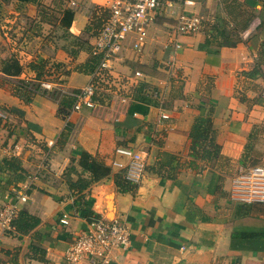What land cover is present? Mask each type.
Listing matches in <instances>:
<instances>
[{"label": "crops", "instance_id": "1", "mask_svg": "<svg viewBox=\"0 0 264 264\" xmlns=\"http://www.w3.org/2000/svg\"><path fill=\"white\" fill-rule=\"evenodd\" d=\"M195 2L187 11L203 25L241 5L254 18L233 41L203 26L178 36L172 20L158 18L143 52L133 50L130 36L112 66L117 78L145 73L158 106L116 94L76 111V95L92 81L78 69L96 41L87 32L91 10L103 0H0V162L16 159L24 171L10 185V171H0V209L13 188L27 186L21 208L40 220L28 233L0 237V264H68L79 232L103 217L120 219L132 233L131 247L115 250L107 264H264V201H251L241 183L248 170L264 168V3ZM66 9L75 11L68 29L61 24ZM17 20L23 25L12 37ZM40 61L52 72L42 80L32 68ZM44 82L53 89L36 90ZM200 117L211 119L218 159L192 156L190 133ZM120 147L147 162L141 183L129 182L135 195L115 183L124 171L113 160L129 162L116 154ZM82 160L110 172L73 187L92 179Z\"/></svg>", "mask_w": 264, "mask_h": 264}, {"label": "built area", "instance_id": "2", "mask_svg": "<svg viewBox=\"0 0 264 264\" xmlns=\"http://www.w3.org/2000/svg\"><path fill=\"white\" fill-rule=\"evenodd\" d=\"M103 2L102 6L109 10V18L93 46V54L102 55V60L96 73L92 75L91 83L76 95L77 101L74 105L76 111L83 107L94 108L97 105L95 96L101 90L108 95H120L123 93L122 89L129 90L137 81L145 80V75L140 71L130 77L120 78L113 73V62L124 58L125 42L130 36L134 39L133 50L141 54L146 48L153 25L162 15L173 20V30L178 36L192 35L199 32L203 26L201 16L187 11L188 7L195 5V0H103ZM71 6L76 10L81 4L73 1ZM95 76L99 77L97 83L94 82ZM42 87L51 90L54 86L44 82ZM162 117L168 118L166 115ZM116 154L128 159L129 162L126 164L114 159L112 165L125 172L127 181L140 184L147 170V162L143 155L126 147L118 148ZM242 176L241 183L245 186L249 199L264 201V168L254 167ZM26 190L27 186L13 188L12 194L15 197L0 209V237L14 230L13 222L22 210L21 204L28 200ZM63 223L67 224V221L63 220ZM131 239L130 227L120 219L107 221L104 218H94L87 229L79 232L67 250V263L107 264L115 250L125 251L131 247Z\"/></svg>", "mask_w": 264, "mask_h": 264}, {"label": "trees", "instance_id": "3", "mask_svg": "<svg viewBox=\"0 0 264 264\" xmlns=\"http://www.w3.org/2000/svg\"><path fill=\"white\" fill-rule=\"evenodd\" d=\"M27 3L34 2L35 0H22ZM264 3V0H262ZM1 6V3H0ZM75 11L71 9H66L64 11L63 18L61 20L62 26L65 28H70L74 19ZM0 16H1V10H0ZM0 17V21H1ZM109 18V10L104 8L103 6H95L93 10L91 11L90 15V24L87 28V32L90 34L91 38H96L99 36L104 24L106 23L107 19ZM254 16L251 14L250 19H248V22L243 26V28H239L238 24L234 25V29H236V33L240 32L241 30H245L249 27L253 20ZM43 21V18H42ZM173 21V20H172ZM225 24V23H223ZM19 25L22 26L23 22L18 21L14 24L13 29L10 31V35L12 37H17L15 33V29L19 28ZM203 28L206 31H212L216 33L218 36H223L227 38L229 41H233L231 39L230 34L228 31L219 24L211 25L208 22L204 23ZM209 43V41L207 42ZM203 47V46H202ZM87 50H89L92 54V57L90 60L86 62L83 67H78L79 70H83L84 72L89 73L91 76L94 75L97 71V68L102 60V55H93V45L89 44ZM47 63L44 61H40L36 64L32 65V68L37 71L38 74V80H42L45 75L51 76L52 72L51 70H47L45 72ZM54 67V66H52ZM54 68L59 69V66H55ZM52 69V68H51ZM137 71V70H136ZM133 72L134 73L136 72ZM141 72V71H140ZM260 72V71H259ZM146 75L145 73H143ZM262 75V73H260ZM264 77V75H262ZM99 77L95 76L94 82H98ZM115 90V88H113ZM36 90L41 91L44 93V89L42 88V85L36 87ZM47 91V90H45ZM153 89L149 86L148 83L144 81H137L134 83L126 93H122L123 97L131 100V101H138L140 103L146 104V105H154L158 106V100L155 98ZM99 92V91H98ZM112 94L108 95L104 90H101L96 96L95 101L98 104L99 102L103 101L104 99H110V96ZM30 99H27L29 101ZM67 106H71V103H67ZM212 122L211 119L208 117H200L198 118L195 123L194 127L190 133V138L192 140L191 145V153L193 157H200L202 159H212L216 158L218 159L220 157V145L214 143V138L212 136ZM211 139L210 145L207 143ZM85 157V156H84ZM88 157V156H87ZM82 165L84 169L88 172H90L93 176L91 180H84L80 179L76 183H73V187L79 186V184L82 185V188L88 187L91 182L98 180L102 176H107L110 172V169L103 165L99 161L87 163L82 160ZM3 170L10 171V179L8 181V185L10 184H17L20 181L24 180V176L21 175L24 173L22 170V167H20V163L16 159H3L0 162V171ZM20 171V172H19ZM18 172L20 174H18ZM115 183L118 186V188L123 192L131 191L135 195L137 193V186H133L129 181L126 180L125 172H121L115 175ZM40 223V220L29 214L26 210H21L18 217L13 222L14 229L18 233H28L31 229H34L37 227Z\"/></svg>", "mask_w": 264, "mask_h": 264}, {"label": "rangeland", "instance_id": "4", "mask_svg": "<svg viewBox=\"0 0 264 264\" xmlns=\"http://www.w3.org/2000/svg\"><path fill=\"white\" fill-rule=\"evenodd\" d=\"M223 16H225V18ZM250 17H251V12L249 11L248 8H245L244 5L237 6V7L235 6V7L228 8L226 10L224 9L222 16H220L219 19L215 20L214 21L215 23H211V24L212 25L219 24L221 28L224 27L230 34L231 39L237 40L239 37L235 35L236 29H234L233 24L238 23V27L243 28V26L248 22V19H250ZM161 18L164 19L165 21H170V19L167 16L162 15ZM206 21L210 23L208 19ZM262 88H260V91H262Z\"/></svg>", "mask_w": 264, "mask_h": 264}, {"label": "water", "instance_id": "5", "mask_svg": "<svg viewBox=\"0 0 264 264\" xmlns=\"http://www.w3.org/2000/svg\"><path fill=\"white\" fill-rule=\"evenodd\" d=\"M105 220H107V221H113V220H109V219H107L106 217H103Z\"/></svg>", "mask_w": 264, "mask_h": 264}]
</instances>
